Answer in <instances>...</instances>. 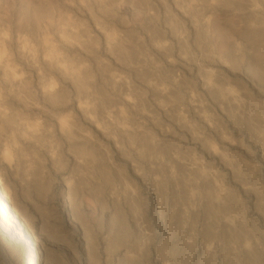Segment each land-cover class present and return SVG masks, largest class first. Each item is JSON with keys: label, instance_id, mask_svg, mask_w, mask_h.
Instances as JSON below:
<instances>
[{"label": "clouds", "instance_id": "clouds-1", "mask_svg": "<svg viewBox=\"0 0 264 264\" xmlns=\"http://www.w3.org/2000/svg\"><path fill=\"white\" fill-rule=\"evenodd\" d=\"M254 30L264 59V0H29L25 17L5 15L0 195L52 242L68 243L57 222L70 209L91 264L100 236L89 207L109 217L110 235L119 230L104 240L120 264H150L160 227L206 253L213 243L200 233L225 217L260 230Z\"/></svg>", "mask_w": 264, "mask_h": 264}, {"label": "rangeland", "instance_id": "rangeland-1", "mask_svg": "<svg viewBox=\"0 0 264 264\" xmlns=\"http://www.w3.org/2000/svg\"><path fill=\"white\" fill-rule=\"evenodd\" d=\"M5 5L8 6L7 12ZM28 11L29 0H0V19L7 15L14 22L25 17ZM256 46L253 42L252 54L247 57V70L250 77L264 80V61L254 55ZM253 91L256 92L255 89ZM256 95L264 103V95L259 92ZM251 190L264 203V184L254 185ZM217 195L219 197L226 193L222 190ZM2 201L3 199L0 201V211H6L8 204L10 214L7 218L13 222V229L7 239L2 241L0 236V264H29L30 260H34L33 264H91L85 231L73 218L70 209L65 207L57 222L68 236V243L59 240L52 242L33 230L30 218L24 215L20 208L6 199L2 205ZM88 215L100 236V264H120V253L113 254L111 259L108 258L104 240V237L108 236L111 243L117 238L119 230L112 231L110 235L112 224L109 217H102L96 209L89 207ZM235 219L225 217L229 225L222 223L218 231L205 228L204 232L200 233L205 242L213 243V251L210 253L205 252L204 244L199 240L195 247H190L178 240L166 239L164 228L160 227L161 235L150 249V264H264V220L261 221L260 230L250 233L240 226L233 229L230 225ZM5 225L4 223L2 227ZM242 238H246L247 243Z\"/></svg>", "mask_w": 264, "mask_h": 264}, {"label": "bare ground", "instance_id": "bare-ground-1", "mask_svg": "<svg viewBox=\"0 0 264 264\" xmlns=\"http://www.w3.org/2000/svg\"><path fill=\"white\" fill-rule=\"evenodd\" d=\"M261 35V33H260V31L259 30H254V32H253V38H254V45L256 46V45H258V46H256L255 47V49H254V55L257 57V58H259V59H261V60H263L264 61V59H262L260 56H258L256 53H257V51L258 50H260L261 49V45H260V40L258 39V37ZM3 199V201L1 202V204L2 205H4L5 204V198L2 196V195H0V201ZM8 208V204H7V207H5V210L6 211H0V236H1V239H2V241L4 240V239H7V237L8 236H10V233H11V231H12V229H13V222L11 223V220L10 219H8L7 218V216H8V214H10L9 213V210L7 209ZM228 219V218H227ZM2 221H3V223H2ZM228 221H230V219L228 220ZM231 222V221H230ZM6 224L5 225V227H2L3 226V224ZM242 239H244L243 241L245 242V243H247V239L246 238H242ZM18 242V241H17ZM115 242H117V238H114L112 241H111V243H115ZM18 245V244H17ZM21 248H22V246H20ZM19 249V248H18ZM34 263V260H30L29 261V264H33Z\"/></svg>", "mask_w": 264, "mask_h": 264}]
</instances>
